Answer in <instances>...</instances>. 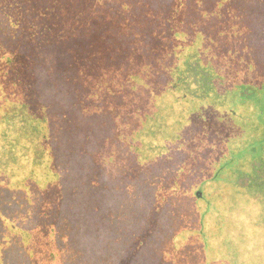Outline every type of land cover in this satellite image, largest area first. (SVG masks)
I'll return each mask as SVG.
<instances>
[{
	"label": "rangeland",
	"instance_id": "obj_1",
	"mask_svg": "<svg viewBox=\"0 0 264 264\" xmlns=\"http://www.w3.org/2000/svg\"><path fill=\"white\" fill-rule=\"evenodd\" d=\"M1 4L19 80L1 70L0 102L31 119L0 116V185L42 173L94 264H264V90L238 93L264 79V0Z\"/></svg>",
	"mask_w": 264,
	"mask_h": 264
},
{
	"label": "trees",
	"instance_id": "obj_2",
	"mask_svg": "<svg viewBox=\"0 0 264 264\" xmlns=\"http://www.w3.org/2000/svg\"><path fill=\"white\" fill-rule=\"evenodd\" d=\"M2 1L3 5L5 3L8 5L9 3V0ZM2 1L0 0V6H2ZM1 11L2 10H0V13ZM0 18L2 17L0 16ZM7 24L9 25L10 23ZM1 28L0 24V73L1 70H3V72L7 74L10 83L17 84L19 80L17 72L19 73V71H16V64H12L15 56V50L13 48L15 46L14 37L3 36L1 34V32H3ZM262 30L264 31V28L260 31ZM3 47L7 51L4 54L1 53V48ZM260 49L262 50V46ZM187 53L188 55L192 54L189 51ZM3 56L6 64L1 61ZM195 59L204 69L201 61L197 58V55H195ZM195 65L198 69L191 74L189 72L191 69H186L185 62H183L181 68L182 71L178 78H176L178 85H181L183 90L191 91L189 88L190 85L187 82L190 77L198 80L199 74L204 75L199 72L200 67L196 63ZM203 69L200 68V70ZM210 72L211 71L209 70L208 73ZM9 87H11V84ZM210 88H212V84L210 85ZM262 90H264V79L261 83H257L256 81L243 83L239 86L238 93L240 92V98L242 100L249 98H255L257 100ZM46 97H49V95ZM23 102L25 103L19 105H5L0 102V104L3 105V111L2 113L0 111V116L1 114H4V117L12 116L10 113L13 112L14 108L19 106L21 109L20 112H24L26 116L31 119V110L28 107V101L25 100ZM262 143L264 144V140ZM41 151H44V149ZM252 157L251 161L255 164V168L252 170L259 171V174L252 178H256L254 180H257L258 183H264V153L259 154L257 152V154H254ZM53 164L58 168L62 165V162H55ZM41 175L42 173H37V175L32 173L29 177L25 178L30 187V189L27 190H22L18 186L13 187V184L0 185V264H94L96 260L93 253L91 255L92 259L90 260L88 259V252L77 247L80 246V240L78 237L79 235L75 232L76 223L70 231L64 229L61 219V204H63V201L60 199V204L56 207L58 217L52 219L48 207L45 206V202L40 200L43 193H49L48 191H50V188L46 187L47 183H44L45 177L42 181L38 178ZM250 175H252V172H250ZM58 183L60 185L58 190L63 191L62 188L66 184L65 180L62 177H59ZM55 191L57 190H54L53 192ZM38 196L41 197L38 198ZM53 196L54 200L56 199L57 194H53ZM22 201V205H25L26 213L24 216L17 217L14 214L21 213L22 205H20V203ZM14 203L20 206V211L9 209L8 206L12 205L14 207ZM8 220L11 222L10 224L5 223V221ZM8 227L11 228V230H9ZM69 232H72L73 234H70ZM90 242L91 241H87V243Z\"/></svg>",
	"mask_w": 264,
	"mask_h": 264
}]
</instances>
